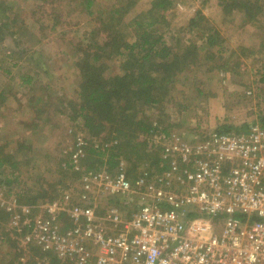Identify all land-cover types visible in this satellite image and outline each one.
<instances>
[{
    "label": "built area",
    "instance_id": "obj_1",
    "mask_svg": "<svg viewBox=\"0 0 264 264\" xmlns=\"http://www.w3.org/2000/svg\"><path fill=\"white\" fill-rule=\"evenodd\" d=\"M161 160L135 180L123 160L89 170L61 199L22 206L10 224L19 247L60 264H264V124L188 143L170 134Z\"/></svg>",
    "mask_w": 264,
    "mask_h": 264
},
{
    "label": "rangeland",
    "instance_id": "obj_2",
    "mask_svg": "<svg viewBox=\"0 0 264 264\" xmlns=\"http://www.w3.org/2000/svg\"><path fill=\"white\" fill-rule=\"evenodd\" d=\"M68 1L0 0V4L6 3L16 7L14 12H9L12 19L8 20L10 31L16 32L15 40L13 42L10 37L12 33L10 34L7 28L4 29L7 34L0 40V62L3 66L16 64L12 68L11 78L18 73H32L36 82L38 81L31 85L30 91L19 89L17 78H14L12 83L5 84L9 85L12 91L9 92L15 96L8 95L5 108H0V139L7 134L11 140L7 151L16 149L17 142L31 144L32 147L31 153L26 149L21 152L22 157L31 160L30 163L21 160L18 165L20 174L18 171L12 174L13 170L8 166L0 168L2 172L0 179L6 176L11 180L10 184L4 181L0 183V209H4L9 217L11 216L0 225V239L5 237L3 232L14 239L15 246L19 249L17 251L20 254L19 260L23 257L26 263L33 258H42L46 255L49 264L53 262L60 264L53 260L52 255L38 251L39 249H21L19 235L13 232L10 226L11 220L22 206H35L61 199L64 191L73 186L76 181H73L72 172H64L62 166L66 165L67 160L68 165L73 164L72 154L78 150L79 140L86 142L82 146L85 155L89 143L99 145L98 138L90 136L81 122L71 121L68 113L58 111L54 104L53 107L48 106L49 110H45L42 115L38 114L39 127L35 129L23 125V122L31 120L32 116L29 96L43 94L44 86H48L46 94L50 100L54 99L56 102L57 97H62L66 103V99L74 98L76 68L70 57L71 47L77 40L82 39L84 31H89L91 25H95L98 14L85 16L79 12H71ZM151 2L152 0H137L126 18L130 19L139 12L148 10ZM113 3L115 0H105L100 6L108 8ZM172 3L171 8L165 13L167 24L160 28L163 40L167 44L174 45L176 40H180L195 42L201 46L203 39L200 27L191 29L188 25L196 12L201 11L207 20V26L216 28L226 42L224 59L231 50L234 51L229 68L225 69L230 70L236 59L240 62L234 76L224 69L206 71L200 68L192 72L186 70L188 79H182L175 85L172 101H168L161 109V129L170 124V127H167L171 128V132L167 136L177 134L182 141L188 143L200 141L224 125L234 128L237 132H244L249 124L262 123L264 56L260 49L254 54L249 53L247 49L257 45L260 38L264 37V32L254 30L240 15H226L218 5V0H172ZM1 18L3 17L0 16ZM54 20L58 22L54 24ZM239 45L245 46L246 51H243V48L241 50ZM203 51L201 55L205 53ZM117 66V61L113 60L110 63L111 70H116ZM5 80L0 76L1 87L4 86ZM197 87L202 88V95L198 94ZM247 91L251 93L247 94ZM181 106H185L186 109H182ZM155 119L157 120V116ZM151 138L147 151H155L156 154L159 151L160 155L162 131L154 133ZM64 159L67 160L63 161ZM121 159L126 162L125 159ZM161 163L163 162L159 165ZM126 164L129 165L127 162ZM142 166L145 168L148 164ZM155 168L150 171L155 172ZM45 191L47 194L43 196ZM51 196L54 199H50ZM34 198L36 200L34 203H27ZM14 251L16 250L7 239L0 240V264H5L10 259L7 257L8 252Z\"/></svg>",
    "mask_w": 264,
    "mask_h": 264
},
{
    "label": "trees",
    "instance_id": "obj_3",
    "mask_svg": "<svg viewBox=\"0 0 264 264\" xmlns=\"http://www.w3.org/2000/svg\"><path fill=\"white\" fill-rule=\"evenodd\" d=\"M105 0H69L68 5L71 12H79L85 16L98 14L95 25H91L89 31L83 32L81 40L73 44L71 58L76 68V83L74 98L66 99L57 97L50 100L46 94L48 86H44L43 94L29 96L31 107V120H26L23 125L35 127L39 124L38 114L42 115L48 106L56 105L55 109L67 112L71 121L82 123L83 128L90 136L98 138L99 145L90 144L87 147V154L79 161L78 168L73 164L62 168L64 172L71 171L73 181L89 170L107 168L114 170L121 158L129 165L127 175L135 180L144 172H161L165 167L160 162L161 154L155 151L148 152L151 136L154 133H161L162 138L171 132L170 124L161 129V109L168 101H172L175 85L182 79H188L186 70L192 72L195 69H206L210 71H229L236 75L239 68V59L234 60L230 70L231 50L224 59V43L218 30L207 26V20L201 11L189 20V27L197 29L200 27L202 34V45L195 42H181L176 40L174 45H169L163 40L160 28L167 24L165 13L173 5L172 0H152L148 10L139 12L134 17L127 19L137 0H115L108 8L101 5ZM218 5L226 15L241 16L247 25L254 30L264 32V0H218ZM16 7L6 3L0 4V40L7 34L4 30L10 31L9 19ZM78 13V14H79ZM14 18V17H13ZM58 21L54 20V24ZM36 23V22H34ZM204 23V24H203ZM199 24L201 26H199ZM12 31H10V34ZM16 32L10 37L15 40ZM240 49L246 51L245 46L239 45ZM203 48V49H202ZM243 48V49H242ZM261 50L264 56V37L260 38L257 45H253L247 51L254 54ZM202 50L205 52L201 55ZM117 61V69L111 70L110 63ZM211 62V63H209ZM16 64L3 66L0 62V76L6 79L4 86H0V108H5V103L11 89L8 87L14 78L18 80V88L24 91L31 90V85L36 84V78L32 73L13 75L12 68ZM14 74V73H13ZM264 78V72L262 74ZM8 78V79H7ZM263 78L261 80L263 81ZM223 79V78H222ZM221 80V77H220ZM27 86V87H26ZM17 88V89H18ZM199 95L203 90L197 87ZM12 92V91H11ZM181 104H179L180 107ZM186 109V107L181 106ZM49 110V109H48ZM156 110V111H155ZM1 115V114H0ZM157 116V120L155 119ZM264 124V118H261ZM40 125V124H39ZM40 129V128H38ZM223 133H236L237 130L230 126H222L217 130ZM235 131V132H233ZM161 137V136H159ZM7 134L0 139V168L8 166L12 174L21 170L18 166L21 160L30 163V158L21 156L25 149L32 152L31 144L17 142L16 149L7 151L10 143ZM161 149V147H160ZM24 158V159H22ZM147 163L148 167L142 165ZM141 166V167H139ZM155 166V167H153ZM2 172H0L1 174ZM11 183L5 176L0 183ZM72 183V182H71ZM75 184V183H73ZM72 184V185H73ZM55 189H52L54 193ZM46 196L47 192H44ZM50 199H54L53 196ZM31 199L27 203H34ZM11 217V216H10ZM8 212L0 209V225L9 218ZM4 238L16 250L8 252L5 264H21L19 249L15 246V240L11 239L6 232ZM13 242V243H12ZM40 251V250H38ZM41 256L42 253H40ZM54 260V259H53ZM26 264H36L35 259L29 260ZM52 264H56L53 262Z\"/></svg>",
    "mask_w": 264,
    "mask_h": 264
},
{
    "label": "crops",
    "instance_id": "obj_4",
    "mask_svg": "<svg viewBox=\"0 0 264 264\" xmlns=\"http://www.w3.org/2000/svg\"><path fill=\"white\" fill-rule=\"evenodd\" d=\"M53 259H54V261H55V258H54V256L52 257Z\"/></svg>",
    "mask_w": 264,
    "mask_h": 264
}]
</instances>
